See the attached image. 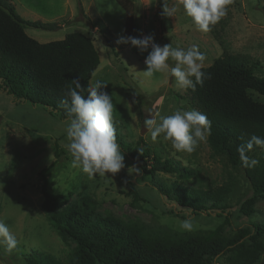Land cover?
Returning a JSON list of instances; mask_svg holds the SVG:
<instances>
[{"label":"rangeland","instance_id":"obj_1","mask_svg":"<svg viewBox=\"0 0 264 264\" xmlns=\"http://www.w3.org/2000/svg\"><path fill=\"white\" fill-rule=\"evenodd\" d=\"M9 1L25 20L56 23L52 30L25 28L26 34L38 42L60 40L73 32L88 36L99 56L90 87L96 80L107 84L105 90L112 96L114 122L120 126L122 137L133 145L139 144L142 138L150 146L151 156L177 160L192 175L186 178L183 171H158L152 178L146 171L150 157L134 161L121 151L125 167L118 173L89 177L72 166V157L66 150L68 120L49 114L40 104L17 101L0 92V221L8 225L18 242L11 251L0 244V264H22V254L31 251L64 259L72 247L59 239L39 207L43 199L39 172L50 165L46 174L50 193L69 195L66 203L90 195L96 201L97 212L124 222H139L148 228L176 234L206 233L222 224L224 215L209 211L192 214L176 206L154 182L168 185L173 180L204 190L219 186L227 189L222 201L229 206L228 224L222 227L225 235L264 220V198L255 202L250 216L239 211V203L250 194L248 183L224 155L212 152L207 134L192 153L176 152L171 142L162 137L153 141L146 129L141 134V127L149 117L169 115L180 108H195L184 97L174 96L175 93L184 95L185 90L177 87L173 77L166 73L144 75L147 52L117 43L119 36L130 35L151 36L160 46L171 43L173 47L187 49L196 45L205 56L203 67L209 66L225 50L249 66L257 62L252 66L253 73L264 76V0H231L226 5L221 18V46L210 32L197 30L179 0H170L168 7H175L176 11L168 16L163 28L155 15V0H130L134 8L128 27L125 9L116 0ZM95 20L108 26L111 36L96 31L90 24ZM169 63L175 65L174 61ZM249 93L254 100L264 103V95L253 90ZM182 220H191V231L179 228ZM223 259L218 256L211 264H221ZM255 264H264V254Z\"/></svg>","mask_w":264,"mask_h":264},{"label":"trees","instance_id":"obj_2","mask_svg":"<svg viewBox=\"0 0 264 264\" xmlns=\"http://www.w3.org/2000/svg\"><path fill=\"white\" fill-rule=\"evenodd\" d=\"M116 1L125 9L128 27L133 17V2ZM169 2L155 0V15L161 28L168 19L161 15L162 4L168 6ZM90 24L101 34L111 36L102 21ZM56 26V23L25 20L9 0H0V92L17 101L40 104L49 114L68 120L60 101L67 98L69 88L75 87V80L84 88L82 94L87 96L99 56L92 40L82 33H68L63 39L41 43L25 32L27 27L52 30ZM222 30L220 19L208 31L220 46ZM108 43L112 47L109 40ZM255 64L257 62L251 66L242 63L223 50L209 66L203 67L211 77L205 79L203 86L197 85L195 91L188 89L184 95L174 94L177 98L184 97L193 108L207 115L209 148L224 155L231 166L242 172L250 189V194L238 207L245 216H250L255 202L264 198V150L254 146L247 153L250 158L259 160L255 167L243 166L237 152V147L252 135L264 137V103L254 100L249 93L253 90L264 95V76L253 73ZM114 128L116 142L123 153L134 161L150 157L146 171L152 178L158 171H183L186 178L191 177L190 169L177 160L151 156V148L142 138L139 144L133 145L122 137L120 126L115 122ZM51 166L39 172L43 196L39 207L59 239L72 247L64 259L37 251L22 254V264H211L218 256L224 257L221 264H255L264 254V220L254 221L231 235L222 233L229 217V206L222 202L227 195L224 187L204 190L178 180L168 185L154 181L176 206L192 214L209 211L224 215L222 224L206 233L176 234L102 215L96 211V201L90 195L66 203L69 195L47 190L46 174Z\"/></svg>","mask_w":264,"mask_h":264},{"label":"clouds","instance_id":"obj_3","mask_svg":"<svg viewBox=\"0 0 264 264\" xmlns=\"http://www.w3.org/2000/svg\"><path fill=\"white\" fill-rule=\"evenodd\" d=\"M184 13L191 18L197 30L208 32L226 12V5L231 0H179ZM161 15L173 16L176 8L162 4ZM117 43L130 44L141 53L147 52L143 70L144 75L152 77L157 73H166L175 79L179 89L192 91L197 85L203 86L210 74L205 73L203 62L205 56L196 45L185 49L170 44L160 46L151 36H119ZM149 48L151 49L149 51ZM169 60L174 61L172 66ZM107 84L96 80L87 89V96L82 94L84 88L75 80V87L66 92V99L60 101L66 111V150L72 157V166L79 168L89 177L93 175L116 174L125 167L124 155L116 142L112 96L105 90ZM144 128L150 132L151 139L162 137L171 142L176 152L192 153L198 143L206 138L210 131L207 115L195 110L180 108L169 115L149 117L144 121ZM254 146L264 150V137L252 135L246 143L237 147L240 161L245 167H255L259 160L250 158L247 153ZM137 172L139 169H136ZM191 220L179 222L182 230H192ZM16 237L8 225L0 221V244L8 251L17 245Z\"/></svg>","mask_w":264,"mask_h":264},{"label":"water","instance_id":"obj_4","mask_svg":"<svg viewBox=\"0 0 264 264\" xmlns=\"http://www.w3.org/2000/svg\"><path fill=\"white\" fill-rule=\"evenodd\" d=\"M141 134H143L145 132V128L144 126L141 127V130H140Z\"/></svg>","mask_w":264,"mask_h":264}]
</instances>
